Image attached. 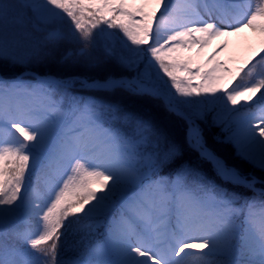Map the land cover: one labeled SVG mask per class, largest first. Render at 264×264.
Segmentation results:
<instances>
[{
    "label": "snow or ice",
    "instance_id": "snow-or-ice-1",
    "mask_svg": "<svg viewBox=\"0 0 264 264\" xmlns=\"http://www.w3.org/2000/svg\"><path fill=\"white\" fill-rule=\"evenodd\" d=\"M66 18L74 25L67 34L49 27ZM25 20L41 36L21 50L10 26ZM245 30L258 44L255 63L232 69L217 60L228 40L200 62L214 41ZM118 33L135 46L121 41L130 55L107 45L100 55L128 76L32 70L48 61L91 63L86 48ZM241 73L249 84L220 87ZM75 85L115 95H78ZM257 93L264 106V0L255 8L246 0H187L179 16L173 0H0V264H185L192 255L185 249H208L196 257L203 264H264V139L235 119V106ZM125 97L161 103L185 121L196 162ZM214 126L220 134L209 136ZM224 145L235 155L221 152ZM61 163L42 207L30 195L31 179ZM32 217L36 230L21 231ZM79 223L89 234L103 226L104 239L86 256L66 258L60 238Z\"/></svg>",
    "mask_w": 264,
    "mask_h": 264
},
{
    "label": "trees",
    "instance_id": "trees-1",
    "mask_svg": "<svg viewBox=\"0 0 264 264\" xmlns=\"http://www.w3.org/2000/svg\"><path fill=\"white\" fill-rule=\"evenodd\" d=\"M68 47L75 48L76 44H68ZM103 49L101 46H88L86 51L91 54L92 61L91 63H68L61 64L58 62L48 61L41 64L32 65V70H34L38 75H55L57 78H68L71 76H91L96 78L106 77L109 75L112 76H128L130 73L128 70L120 66L118 63L110 60L104 59L100 55V51ZM132 74V73H131ZM27 80H34L33 77L26 76ZM231 86L244 85L243 75L240 74L236 77V79H231ZM74 88L78 94L82 95H93L97 99H102L106 95L111 96L115 94H105L98 92H85L84 90H80L78 85H75ZM260 93L256 94V97L253 98L248 104H239L235 109L239 110L237 116L235 117L237 120L241 122H246V124H250L253 126L254 120H260L264 122V106L258 105L256 100L259 98ZM125 102L134 108H143L146 111L151 112L157 119L161 128H163L170 136L176 140V142L182 147L183 152L186 158H191L193 162H196V154L193 153L190 149H188L186 144V123L179 116L174 113L168 112L167 109L161 103H150L147 100L143 99H135V98H127L125 97ZM211 120V115H209V121ZM212 132L218 133L219 128L213 127L207 134L210 136ZM223 135V134H221ZM221 152H227L231 156L235 155L234 148L231 145H224L220 147ZM238 160V158H237ZM205 171L208 172V166H204ZM210 174V173H209ZM243 194L245 196H253V193L244 191ZM257 199H259L257 197ZM82 215V214H81ZM77 217L68 218V220H75ZM31 220L36 222L35 218H31ZM67 220V222H68ZM105 232V228L101 226L96 229L95 233H88V227L85 223L74 224L72 229L67 234V239L69 241L74 240L77 246L75 247L76 258H80L86 256L88 250L94 246V244L101 240L103 237V233ZM239 243L242 244V241ZM66 244L65 246H68ZM208 251L201 252H192L191 256L186 257L189 262H196V257L203 256L204 253ZM219 256L216 257H206L207 260L219 259ZM203 263V262H202Z\"/></svg>",
    "mask_w": 264,
    "mask_h": 264
},
{
    "label": "rangeland",
    "instance_id": "rangeland-1",
    "mask_svg": "<svg viewBox=\"0 0 264 264\" xmlns=\"http://www.w3.org/2000/svg\"><path fill=\"white\" fill-rule=\"evenodd\" d=\"M175 6H176V13L177 15H183L184 12L186 11V2L187 0H173ZM247 5L249 6V8H255L256 5L259 3V0H246ZM157 15H159V13H157ZM71 25V21L70 19H67L65 21H58L55 22L51 25H49V27L55 28L56 30L62 31L65 34H67L69 32V28ZM15 33V39L18 41V43L21 46V50L26 49L27 47H29L31 44L36 43L37 39L41 36V33L36 32L33 27L31 22L25 20L22 23H17V24H13L10 26ZM71 27L74 28V25H71ZM99 31V28L94 29L93 32H97ZM109 32H115L116 30H108ZM77 35H79V33H77ZM124 41V43H127L130 45V42H128L126 40V38H124L122 36V33H118L116 37H104L102 38L97 46H101V47H105V45L109 46V47H113L115 48L118 52L122 53L123 55L127 56L130 55V53L128 52V49L125 48L123 46V44L121 43V41ZM224 40H228L229 41V45L227 50L221 52L216 59L222 62H226L227 66L229 68L232 69H236V68H240V67H244L243 61L248 60L249 58H252V62L255 63V61L257 59H259V56L256 54L255 51H253V49L258 48V44L256 42V40L252 37L251 32H249L248 30H245L244 33H242L240 36H233V37H226L223 38L222 40H218V41H214L209 47H207L203 53L201 54L200 57V62H204L206 61L209 57H212L215 52L217 51V47L218 45H221L223 43ZM131 47H135V46H131ZM250 66V65H249ZM142 67V65H141ZM243 75V82L244 85L245 84H249L250 83V78L245 76L244 73H241ZM132 75H134V72L132 73ZM162 75V73H161ZM165 79H167L165 77ZM32 83H35L33 81H31ZM192 83L195 85L197 83H199V81L193 80ZM232 85L231 83V78H226L220 85V87L222 88H230V86ZM75 94H78L77 92ZM78 95H82V94H78ZM58 98V97H57ZM195 98V97H194ZM204 97H201V99H203ZM243 99H241V103L243 104ZM239 104H237L235 106V108L238 106ZM228 107L231 109L233 108V106L229 103ZM219 110V109H218ZM236 119V118H235ZM243 127L247 130L249 128H251V131L254 132L257 137L259 139H264V137H259V131L261 129H264V122L260 121V120H254V124L253 126H250V124H246V122H241ZM11 131L14 132V129H12ZM18 136V134H16ZM64 170V165L63 163L54 166L53 169H45L44 171L38 170L37 174L35 176L32 177L31 179V189H30V195L35 199V202L37 204H40L42 207L45 206V202L49 199H51L52 197L50 196V192H51V188H52V177L55 176L57 174V171H63ZM248 198H251V196H247ZM258 200V199H257ZM237 206H239V204H237ZM246 209L244 211V213L241 214V216L238 218V223H242L244 220V217L246 215ZM257 211H259V205L257 206ZM36 219V222H34L31 219L27 220V221H22L21 224L19 225L20 230L21 231H35L37 228V223L39 218L38 217H33ZM70 218V216L68 217ZM40 226L42 227V221H39ZM65 223H67V220L65 221ZM61 231L63 232V229H61ZM96 229L92 230V233H95ZM191 238H192V242H199L198 239V235L196 233H191ZM61 242L63 243V252L65 254L66 258H76V251H75V247L77 246L76 242L74 243V240L69 241L67 239V235L61 236ZM104 237H102L101 240L99 241H103ZM8 243H11L12 240L10 239L9 241H7ZM51 243V241H49V244ZM66 244H69L68 246H65ZM96 244V243H95ZM95 244L93 247H91L88 250V253L91 252L92 248L95 247ZM30 251L35 252V250L29 249ZM208 251V249H203V250H199V249H185V252H201V251ZM61 251V244L58 243L57 246V252L58 254ZM87 253V254H88ZM36 256H40V253H35ZM182 256L184 255L183 253L181 254ZM44 259H46V257H44ZM185 264H203L200 261H196V262H189L188 259H185Z\"/></svg>",
    "mask_w": 264,
    "mask_h": 264
}]
</instances>
